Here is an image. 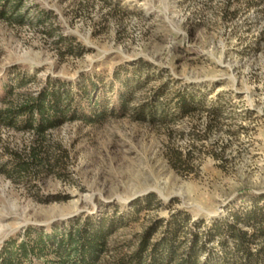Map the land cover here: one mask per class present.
<instances>
[{"label": "rangeland", "instance_id": "rangeland-1", "mask_svg": "<svg viewBox=\"0 0 264 264\" xmlns=\"http://www.w3.org/2000/svg\"><path fill=\"white\" fill-rule=\"evenodd\" d=\"M62 85L77 119L41 138L2 119ZM190 90L206 97L178 117ZM150 104L169 121L139 119ZM0 118V253L12 264H75L68 246L32 251L40 232L64 242L72 225L122 217L95 263L114 264L159 219L248 207L264 194V0H0ZM150 192L157 202L135 216Z\"/></svg>", "mask_w": 264, "mask_h": 264}, {"label": "trees", "instance_id": "trees-1", "mask_svg": "<svg viewBox=\"0 0 264 264\" xmlns=\"http://www.w3.org/2000/svg\"><path fill=\"white\" fill-rule=\"evenodd\" d=\"M73 49L70 47L68 50L72 52ZM88 88L89 86L83 90L87 92ZM205 97L204 92L197 94L192 90L179 91L175 114L185 117L195 113ZM72 103L69 89L64 85L53 87L43 90L38 96H29L14 110H8L2 119L8 123H13L14 119L15 125L16 119L23 117L21 128L30 129L41 138L46 131L65 120L78 118V107L71 110ZM155 105L157 104L142 107L137 113L139 119L156 117L160 111V119L169 121L167 110L164 107L158 110ZM126 108L127 102L122 97L118 109L124 111ZM210 113L214 120L218 118L217 109ZM94 115L97 120H101L105 111L101 108ZM82 117L88 122L96 121L87 115ZM157 199L155 192L137 198L133 203L135 216L145 209L153 208ZM263 200L264 194L254 196L248 207L232 206L225 215L209 222L204 219L192 222L191 215L185 211H178L169 219H159L140 234L135 250L118 257L114 264H264ZM121 225H126L122 217L113 218L109 222L101 220L96 224L88 222L80 227L72 225L74 228H69L64 242L40 232L32 251L38 248L39 255H42L45 249H52V244L56 243L58 248L55 252L58 253L59 248L69 247L68 251L72 252L73 257H77L75 264H95L107 250L110 235ZM160 228L163 230L156 238ZM20 250L26 258L29 257L30 249L26 242L21 243ZM0 258L3 264H12L13 258L9 252L0 253Z\"/></svg>", "mask_w": 264, "mask_h": 264}]
</instances>
